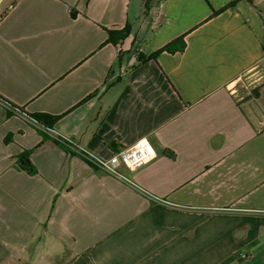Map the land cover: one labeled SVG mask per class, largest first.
Instances as JSON below:
<instances>
[{
    "label": "crops",
    "instance_id": "1",
    "mask_svg": "<svg viewBox=\"0 0 264 264\" xmlns=\"http://www.w3.org/2000/svg\"><path fill=\"white\" fill-rule=\"evenodd\" d=\"M0 97L157 152L142 193L0 102V264H264V0H0Z\"/></svg>",
    "mask_w": 264,
    "mask_h": 264
},
{
    "label": "built area",
    "instance_id": "2",
    "mask_svg": "<svg viewBox=\"0 0 264 264\" xmlns=\"http://www.w3.org/2000/svg\"><path fill=\"white\" fill-rule=\"evenodd\" d=\"M17 114L40 128L45 135L64 147L69 153L84 160L91 167L135 187L142 193H146L144 189L121 172V167L124 166L130 170H136L157 157L155 148L147 139L139 141L132 147L124 148L113 154L112 157L106 159L83 147L73 139L55 131L53 128L39 126L38 122L31 119L27 113L20 114L17 112Z\"/></svg>",
    "mask_w": 264,
    "mask_h": 264
},
{
    "label": "trees",
    "instance_id": "3",
    "mask_svg": "<svg viewBox=\"0 0 264 264\" xmlns=\"http://www.w3.org/2000/svg\"><path fill=\"white\" fill-rule=\"evenodd\" d=\"M128 30L125 31H110L109 32V41H111L114 44H118L120 41L124 40L128 36ZM186 49V43L184 41V37L180 38L171 44L167 45L163 49H161L156 54L152 55L149 58H140L141 62H145L150 59H157L159 54L162 52H169V53H177V52H184ZM0 102L8 106L11 110H13L15 113L19 112L20 114L25 113V111L21 108L15 107L12 104H10L8 101H5L2 97H0ZM30 116V115H29ZM31 119H34L38 122L39 126H44L47 128H52L53 125L60 119V117H53L51 115H37V116H30ZM40 129V128H39ZM18 165L21 170L26 171L30 175L37 174V169L34 167L30 160V155L23 154L18 159Z\"/></svg>",
    "mask_w": 264,
    "mask_h": 264
},
{
    "label": "rangeland",
    "instance_id": "4",
    "mask_svg": "<svg viewBox=\"0 0 264 264\" xmlns=\"http://www.w3.org/2000/svg\"><path fill=\"white\" fill-rule=\"evenodd\" d=\"M246 84H247V82H246Z\"/></svg>",
    "mask_w": 264,
    "mask_h": 264
}]
</instances>
